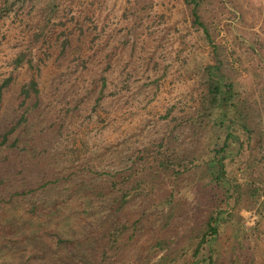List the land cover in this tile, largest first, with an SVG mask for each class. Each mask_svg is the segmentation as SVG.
I'll return each mask as SVG.
<instances>
[{
	"label": "rangeland",
	"instance_id": "rangeland-1",
	"mask_svg": "<svg viewBox=\"0 0 264 264\" xmlns=\"http://www.w3.org/2000/svg\"><path fill=\"white\" fill-rule=\"evenodd\" d=\"M141 4L149 8L140 23L128 31L133 12ZM84 14L92 22L84 25L83 60L61 57L56 61V54L44 56L38 79L50 93L49 117L65 118L62 138H76L79 157L93 160L104 179V173L111 176L126 166L129 155L133 159L139 150L156 147L167 132L169 118L192 110L201 91V70L214 64L215 57L202 43L201 32L192 26L182 0H61L59 17L67 25L71 17ZM200 15L219 46L222 73L251 108L257 133L252 145H262L260 152L264 154V0H202ZM37 20L29 6H14L0 19V82L13 77L12 94H6L0 104V129L17 116L11 108L12 95L30 78L26 65L12 72L10 61L28 46ZM35 49L31 50L36 54ZM100 89L104 95L96 108L100 119H89ZM186 134V130L174 134L180 150L189 149ZM52 161L44 160L43 170L53 169ZM194 181L180 183L168 225V206L152 207L144 216V209L152 205L144 208L138 202L130 207L133 219L143 218L115 264L155 263L164 252L152 254L146 247L158 240L174 247L173 264L195 261L190 251L182 250L192 223ZM169 191V187L163 190L166 194ZM105 206L89 203L32 214L23 201L0 205V264H99L95 238L106 226L101 223L108 212ZM260 210L257 205L244 209L235 216L236 224L222 226L214 245L221 264H228L230 251L241 257L242 264H247L245 252L253 254L255 264H264ZM237 222L247 232L258 228L248 237L238 234L243 241L241 248L229 241Z\"/></svg>",
	"mask_w": 264,
	"mask_h": 264
},
{
	"label": "trees",
	"instance_id": "trees-1",
	"mask_svg": "<svg viewBox=\"0 0 264 264\" xmlns=\"http://www.w3.org/2000/svg\"><path fill=\"white\" fill-rule=\"evenodd\" d=\"M182 1L195 31L201 32L202 43L211 48L214 64L201 70V91L192 110L169 118L167 132L156 147L139 150L133 159L129 155L126 166L111 176L104 173L103 179L93 160L79 157L76 138H62L65 118L49 117L50 93L38 79L44 56L56 54V61L61 57L83 60L84 25L85 21L92 22L91 18L87 14L71 17L67 25L59 17L61 0H1L0 19L14 6H29L38 20L26 49L10 61L12 72L26 65L30 78L16 90V96L12 95L11 108L17 116L0 129V205L14 206L23 201L30 213L37 214L65 206L105 203L108 212L101 223L106 226L95 238L99 264L119 262L126 241L136 234L142 216L152 207L168 206V225L174 216L176 190L184 180L195 178L191 188L195 193L192 223L184 235L182 249L190 251L195 260L191 264H221V255L214 245L222 226L236 224L234 218L239 212L257 205L261 208L258 215L264 220V154L260 152L262 145H252L257 133L251 108L222 73L219 46L200 15L202 0ZM147 8L141 4L134 10L128 31L140 23ZM12 80L9 76L0 82V104L6 94H12ZM102 82L104 89L103 77ZM103 89L90 107L89 119H100L96 108L104 99ZM179 130L188 133L189 149L180 150L175 142L174 134ZM46 159L53 160L54 167L49 171L42 168ZM167 187L170 191L166 194L163 190ZM138 202L144 208L152 206L144 209L141 218L133 219L130 207ZM256 230L252 227L247 232L237 222L229 236L230 244L241 248L243 241L238 234L248 237ZM146 249L152 254L157 250L164 252L153 264L176 262L171 243L158 240ZM230 252L228 264H242L241 257ZM252 255L245 252L247 264H255Z\"/></svg>",
	"mask_w": 264,
	"mask_h": 264
}]
</instances>
